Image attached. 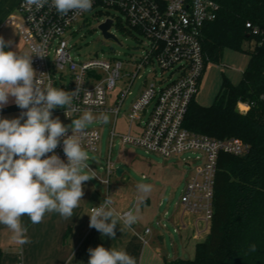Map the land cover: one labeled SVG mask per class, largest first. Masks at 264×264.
Returning <instances> with one entry per match:
<instances>
[{
    "label": "built area",
    "instance_id": "obj_1",
    "mask_svg": "<svg viewBox=\"0 0 264 264\" xmlns=\"http://www.w3.org/2000/svg\"><path fill=\"white\" fill-rule=\"evenodd\" d=\"M107 8L123 13L130 29L148 41L147 55L133 61L137 69L135 73L126 71L121 61L109 63L94 59L77 62L72 57L65 38L68 30L85 20L88 13L100 16ZM219 11V5L212 0H93L90 11L76 15L69 12L62 16L51 6V0L39 9L34 5L29 7L26 0H21L17 13L8 21V25L16 29L26 52L34 45H45L47 56H32L37 76L44 74L40 77L44 85L50 81L56 87L58 79L65 87V81L69 79L70 92L78 89L73 100L78 111L69 110L66 115V109L56 108L52 110L53 117L61 115L72 120L83 111L90 110L93 114H110L117 118L127 98L132 95L130 90L143 68L157 62L163 72H171V79L160 88L152 84L143 90L127 114L129 134L119 136L113 129L111 144L120 137L122 145L136 146L147 154L164 159L199 154L194 160L199 162L196 167L191 157L183 159L191 173L181 197V208L208 228L214 217L220 156L241 157L249 151V146L239 139L216 140L192 133L184 127L190 105L199 92L207 69L208 59L202 49L203 30L218 18ZM107 20L113 22L111 30L114 26L118 29L119 22L115 17L109 16L103 23ZM123 77L129 78V86L117 95L114 107H109L108 96L116 90ZM25 111L20 108L18 117ZM87 133L83 140L85 150L99 156L100 132L87 130ZM68 135H71V130ZM62 140L55 153L67 162ZM89 167L96 176L94 178L109 188L111 177L117 173L111 156L102 166L104 176ZM202 232L198 231L195 239H199ZM151 234L149 228L144 231L142 242L145 245L148 243L146 236Z\"/></svg>",
    "mask_w": 264,
    "mask_h": 264
},
{
    "label": "clouds",
    "instance_id": "obj_2",
    "mask_svg": "<svg viewBox=\"0 0 264 264\" xmlns=\"http://www.w3.org/2000/svg\"><path fill=\"white\" fill-rule=\"evenodd\" d=\"M46 3L48 0H26L29 7L34 5L37 9ZM51 6L62 16L69 12L76 15L90 11L93 0H51ZM8 44L0 37V110L8 105L11 97L26 111L17 118L0 117V225L9 229L13 239L23 245L28 243L23 217L27 216L32 224L41 223L50 212L69 219L80 206L85 182L96 177L83 146L87 128L95 117L90 110H85L68 126L58 117L53 118L52 110L57 107L66 109V115L69 110L78 111L73 106L78 89L68 92L53 87L50 81L43 84L40 77L44 74L37 76L32 56H47L44 44L34 45L24 54L6 51ZM102 121L107 124L109 116L103 114ZM69 129L71 135H68ZM61 138L67 162L55 153ZM138 188L145 195L151 192L150 185L141 184ZM112 204V199L106 197L87 214L89 227L109 238H115L118 222L132 228L138 219L133 211L118 215ZM255 250L256 246L251 245L250 251ZM88 252V264H137L135 257L122 249L98 245Z\"/></svg>",
    "mask_w": 264,
    "mask_h": 264
},
{
    "label": "trees",
    "instance_id": "obj_3",
    "mask_svg": "<svg viewBox=\"0 0 264 264\" xmlns=\"http://www.w3.org/2000/svg\"><path fill=\"white\" fill-rule=\"evenodd\" d=\"M212 1L220 11L203 30L206 66L219 64L226 50L241 51L246 43L253 48L241 83L225 78L210 107L194 99L184 127L216 140L239 139L249 151L220 156L209 234L193 260L168 264H264V0ZM240 104L249 110L241 112ZM253 244L256 250L250 251Z\"/></svg>",
    "mask_w": 264,
    "mask_h": 264
},
{
    "label": "rangeland",
    "instance_id": "obj_4",
    "mask_svg": "<svg viewBox=\"0 0 264 264\" xmlns=\"http://www.w3.org/2000/svg\"><path fill=\"white\" fill-rule=\"evenodd\" d=\"M103 14L96 16L93 13H88L85 20L80 21L70 28L66 34V40L69 42L72 57L77 62L89 61L99 59L104 62L121 61L124 64V69L129 73L137 71L134 66V59L139 60L147 55L149 48L148 41L140 35L137 31L130 29L127 25L126 16L115 9H104ZM115 17L123 30H118L115 26L111 30L118 41L105 38L102 31L99 29L100 25L109 17ZM118 25V24H116ZM253 47L248 43L244 44L241 51L226 50L222 61L219 64L210 63L201 80L199 92L195 97V102L203 107H210L213 105L218 93L220 92L223 80L226 78L232 84L238 85L243 79V74L249 65V51ZM54 57V54H51ZM124 74V73H123ZM124 76V75H123ZM126 76V75H125ZM171 72H163L158 63L152 64L143 68L131 88L133 95L129 96L117 118L116 133L118 135L129 134V123L127 121V114L131 110L135 98L143 92V90L152 84L160 88L165 81L171 79ZM129 78L123 77L117 83V88L113 96L116 97L121 91H125L128 86ZM56 88H61L70 92V80L67 79L64 85L57 79ZM108 106L114 107V102L111 101V96H108ZM63 110L62 107L57 109ZM241 112H247L249 108L246 104L238 105ZM95 119L88 126V131H99L101 134V141L99 144V156L89 153V165L100 175L104 176L102 166L109 158L111 153V160L115 164V170L122 169L124 175L119 177L115 173L110 179V186L107 188L102 185L97 179L93 178L84 184L86 186H93L95 199L102 203L106 197H110L113 201L112 207L120 213L125 211H137L144 204L143 199L150 198V207L147 209L149 218L152 216L158 218L159 225L163 229L155 226L154 222L145 221L141 224L140 229L144 236L146 227L153 229L154 234L160 232L165 237V242L162 244L154 239L149 246H164V250L168 254L179 252L181 246H184L182 237L175 232L176 227L171 221V217L181 208V197L186 186V182L190 177L191 168L185 165L184 158L191 157L192 164L196 167L199 162H195L199 154H188L183 157L164 159L160 156L147 154L144 150L121 143V138L117 137L114 148L110 150L111 133L114 127L113 115L109 116V122L103 123V114H93ZM59 118L60 121L68 126L71 125L72 120H67L61 115H56L53 118ZM70 130V129H69ZM146 184L151 186V192L144 194L139 191L138 186ZM84 206L89 210L92 205L96 203L89 200L87 194H84ZM147 208L148 205H143ZM147 218V219H149ZM157 222V224H158ZM203 224V223H202ZM204 225V224H203ZM201 231V230H200ZM202 234L197 240H206L210 227L204 225ZM148 238V237H147ZM152 239V238H151ZM148 240V239H147ZM149 242V241H148ZM200 242V243H201ZM38 249V248H37ZM19 258L17 264H39V260H35L33 253L35 249L30 246L23 251L24 262H22V250L18 248ZM41 251H37L39 254ZM184 259H190L187 254H182Z\"/></svg>",
    "mask_w": 264,
    "mask_h": 264
},
{
    "label": "crops",
    "instance_id": "obj_5",
    "mask_svg": "<svg viewBox=\"0 0 264 264\" xmlns=\"http://www.w3.org/2000/svg\"><path fill=\"white\" fill-rule=\"evenodd\" d=\"M20 2L21 0H0V37H3L6 42H10L5 49L6 51L12 50L24 54L26 49L19 40L16 29L8 25L10 18L17 13ZM115 91L110 94L112 102H115L117 98V95L116 97L113 96ZM141 94L142 92L135 98L134 102ZM19 109L14 102V98L10 97L8 105L0 110V117L17 118ZM113 118V129H115L118 117L113 116ZM115 140L111 144V138L110 150L114 148ZM94 189L95 187L92 185L86 186L84 194L88 195L90 201L96 203ZM84 199L85 197H82L80 206L74 210L73 217L69 219L63 218L56 212H50L45 215L41 223L32 224L27 216L23 217L22 223L27 228L26 235L28 238V243L23 245L13 239V234L9 229L4 225H0V264H17L20 260L18 248L22 250L21 259L24 262L23 251L30 246L35 249L32 258L42 262L39 264H88L90 257L88 249L95 248L98 245H103L108 249L125 250L129 255L135 257L137 264H168V262L178 259L193 260L195 258L196 246L202 241L195 239V237L198 231L203 230L204 225L195 216L184 213L182 208L171 217V221L176 227L175 232L182 237L184 246H181L179 252H174L171 255L164 250V246H149L150 243L154 242V239L162 244L165 242V237L160 232L154 234L152 229V234L146 236L147 242L149 241L147 245L142 242L143 234L140 226L145 221L147 224H149L148 222H154L156 227L163 229L159 225L161 221L158 218L155 216L149 218L147 209L150 207V198L143 199V205L148 206L144 208L141 205L136 214L138 217L137 223L132 228L123 227L122 221L118 222L115 238L102 236L99 231L89 227L90 217L87 214L94 206H99L100 202L92 205L88 210L84 206ZM116 213L118 215L124 214L117 211ZM122 227L123 230H120ZM37 251L41 252L36 254ZM182 254H187L190 259H184Z\"/></svg>",
    "mask_w": 264,
    "mask_h": 264
},
{
    "label": "water",
    "instance_id": "obj_6",
    "mask_svg": "<svg viewBox=\"0 0 264 264\" xmlns=\"http://www.w3.org/2000/svg\"><path fill=\"white\" fill-rule=\"evenodd\" d=\"M112 20H107L105 23L101 24L99 29L102 31V33L104 34L105 38L107 39H113L115 41H118V39L110 33V30L112 28ZM123 174V170L122 169H117V175L119 177H121Z\"/></svg>",
    "mask_w": 264,
    "mask_h": 264
}]
</instances>
